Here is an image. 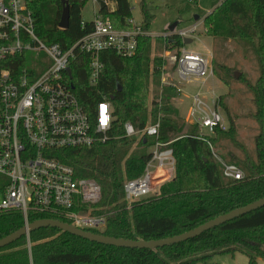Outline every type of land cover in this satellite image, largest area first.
<instances>
[{"label":"trees","instance_id":"16d2710c","mask_svg":"<svg viewBox=\"0 0 264 264\" xmlns=\"http://www.w3.org/2000/svg\"><path fill=\"white\" fill-rule=\"evenodd\" d=\"M65 1L69 24L66 30H61L58 28L63 8L61 0H25L35 20L37 37L46 45L57 44L64 50L93 30L92 23L84 22L82 17L87 0ZM95 1L99 12L109 16L114 28H132L129 0H113L116 6L113 11H108L104 0ZM138 5L140 24L149 33L154 17L146 0H139ZM203 25L205 35L214 43L224 48L226 42L245 47L257 65V79L253 84L246 83L253 107L248 116L258 130L253 137L254 153L236 138L222 97H218V104L230 126L226 132H215L210 138L213 145L219 139H227L241 152V157L228 152L223 159L238 166L243 178H224L206 143L197 138L196 127L179 118L173 103L178 93L172 86H160L164 60L162 52L151 56L152 37L139 38L136 53L131 57L112 52L102 54L103 73L94 85L88 79L89 58L80 54L70 63V74L65 79L88 114L102 97L111 102L113 139L90 149L61 150L56 152V158L69 165L76 178L94 180L101 188L100 201L86 211L91 215H105L107 221L104 230L93 233L125 240L165 239L264 197V0H222L203 18ZM170 40L171 44L163 40V51L183 46L176 36ZM223 58L225 51L214 53L212 70L225 83L230 74L228 67L219 63ZM157 120L160 122L157 141L169 143L173 152V174L159 185L154 195L128 204L123 185L143 174L150 158L146 149L155 139L126 138L123 126L130 123L138 131ZM27 218L29 223L42 219L62 221L33 214ZM23 225L19 212L0 214V239ZM237 252L247 257L248 264L264 261V207L197 238L155 250L105 246L56 228H41L31 232L28 240L21 237L1 248L0 264H209L216 254L233 257Z\"/></svg>","mask_w":264,"mask_h":264},{"label":"built area","instance_id":"2783aa9c","mask_svg":"<svg viewBox=\"0 0 264 264\" xmlns=\"http://www.w3.org/2000/svg\"><path fill=\"white\" fill-rule=\"evenodd\" d=\"M91 23L92 32L64 50L57 44L46 45L37 37L35 20L25 0H0V214L21 213L25 227L29 214L59 218V222L91 233L106 226L105 215L86 211L100 201V186L94 180L76 178L73 169L56 158V152L90 149L112 140L111 102L102 97L88 114L67 84L66 70H70V63L78 55H87L88 79L94 85L103 73L102 54L131 57L136 53L137 40L152 35L143 31L141 24H134L132 18V28L116 29L109 16L99 10L94 11ZM200 24L203 19L158 36L168 44L176 36L183 45L165 50L162 56L173 68L174 78V82L163 83L178 94L182 86L196 83L202 87L213 77L211 52L187 50L183 44L185 39L192 43ZM30 50L44 51L51 61L41 75L24 68V53ZM102 106L104 124L100 122ZM185 121L196 127L197 138L206 143L222 176L242 179L241 169L220 157L210 140L215 132L228 129L218 109V97L213 92L207 97L197 91L191 96ZM123 128L126 138L155 139L143 174L123 185L124 198L131 204L151 196L153 180L158 176L170 179L175 160L169 143L157 141L159 120L138 131L130 123Z\"/></svg>","mask_w":264,"mask_h":264},{"label":"rangeland","instance_id":"374dc122","mask_svg":"<svg viewBox=\"0 0 264 264\" xmlns=\"http://www.w3.org/2000/svg\"><path fill=\"white\" fill-rule=\"evenodd\" d=\"M139 0H129L131 5V15L134 24L142 22V16L138 5ZM222 0H197L196 2H188L186 0H146L148 7L153 15V20L150 26V34L152 35V57L164 54L163 33L169 32V28L174 25V32L189 27L193 22L203 19L214 7ZM111 4V2H109ZM98 9V4H94L92 0H87L82 10L83 20L91 22L93 20V11ZM187 50H192L202 54L211 52L212 58L214 53H222L225 51V58L221 65H225L229 69L230 79L224 83L218 76L213 74V77L207 80L206 84L200 87V84H191L182 86L181 94L173 101L178 109L179 118L185 123V117L188 114V108L191 105V96L197 91H201L205 96L209 97L212 92L217 97L223 98V103L226 105L228 114L235 128L236 138L249 150L254 153L253 137L257 133L256 123L251 120L248 113L253 110L251 103V93L248 91L246 83H254L258 77L257 65L253 54L246 50L245 47L226 42L225 48L220 43H214L213 39L205 35L203 24L198 26V30L192 40V43L185 46ZM227 53V54H226ZM163 59V58H162ZM51 61L46 53L42 50H30L24 53V68L32 70L36 75H41ZM213 67V63H212ZM173 68L164 60L160 74V86H167L169 82H174ZM239 74L235 79L234 75ZM226 76L225 73H222ZM163 78V80H162ZM152 80L154 78H151ZM166 83L164 84L163 83ZM154 86L149 87L152 92ZM150 99V98H149ZM218 109L225 120L227 127L230 126L228 117L223 112V109L218 104ZM189 124V123H187ZM215 152L222 158L228 152H232L238 156H242L241 152L234 148L227 139H219L214 145ZM152 148L146 149V153L150 154ZM166 175L161 178L159 176L153 180L154 195L159 188L161 182H164ZM157 185V186H156ZM209 264H248V259L245 255L237 252L234 256L216 254L212 256ZM257 264H264V261L258 260Z\"/></svg>","mask_w":264,"mask_h":264},{"label":"water","instance_id":"95a60500","mask_svg":"<svg viewBox=\"0 0 264 264\" xmlns=\"http://www.w3.org/2000/svg\"><path fill=\"white\" fill-rule=\"evenodd\" d=\"M63 4L60 20L58 23V28L61 30H66L69 24V8L65 0H61ZM175 26L172 25L169 28V32H173ZM191 43L190 39L183 40L184 45H188ZM67 74H70V70H66ZM239 74H235L234 77L237 79ZM264 207V197L256 200L252 203H249L243 207L234 209L229 211L226 214L220 215L214 219H211L194 229H191L185 233L179 234L177 236L168 237L165 239L160 240H150V241H143V240H125L120 238L108 237L101 234H95L91 232H86L83 230H79L67 223L59 222L56 220L51 219H42L37 220L32 223H29L26 227L23 226L18 231L0 239V249L4 248L11 243L15 242L16 240L20 239L21 237H27L29 234L35 230L51 227L61 230L62 232H66L70 235L79 237L81 239L87 240L89 242L97 243L100 245L105 246H112L116 248H126V249H147V250H155L158 248H163L167 246L176 245L194 238L199 237L205 232H208L211 229H214L226 222L234 220L238 217L244 216L249 214L257 209Z\"/></svg>","mask_w":264,"mask_h":264},{"label":"crops","instance_id":"0c3cea01","mask_svg":"<svg viewBox=\"0 0 264 264\" xmlns=\"http://www.w3.org/2000/svg\"><path fill=\"white\" fill-rule=\"evenodd\" d=\"M106 1V5H107V7H108V10L109 11H113V10H115V3H114V1L113 0H105ZM92 2H93V0H92ZM109 2H111V4L109 3ZM94 4H97V3H94ZM98 10V9H97ZM94 11H96V10H94ZM94 11H93V14H94ZM84 21V20H83ZM84 22H86V21H84ZM92 22V21H91ZM162 183V182H161Z\"/></svg>","mask_w":264,"mask_h":264},{"label":"clouds","instance_id":"9594fccd","mask_svg":"<svg viewBox=\"0 0 264 264\" xmlns=\"http://www.w3.org/2000/svg\"><path fill=\"white\" fill-rule=\"evenodd\" d=\"M100 122H101V124H104L106 122V117L103 114V106L101 107Z\"/></svg>","mask_w":264,"mask_h":264}]
</instances>
